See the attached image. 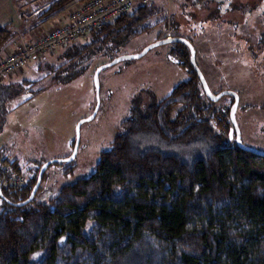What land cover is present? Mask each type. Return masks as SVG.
I'll use <instances>...</instances> for the list:
<instances>
[{
	"label": "trees",
	"instance_id": "16d2710c",
	"mask_svg": "<svg viewBox=\"0 0 264 264\" xmlns=\"http://www.w3.org/2000/svg\"><path fill=\"white\" fill-rule=\"evenodd\" d=\"M71 1L30 0L28 8L20 6L24 26L51 19ZM35 4L46 8L36 13ZM148 9L147 3L94 28L69 50L74 66L85 63L93 46L150 29L143 25ZM17 35L0 28V52ZM171 43V57L189 78L162 99L136 101L91 175L39 200L52 164L65 174L76 167L58 158L34 198L20 204L30 198L46 161L22 164L0 148V164L9 166L0 169V264H264V156L238 145L230 114L235 98L217 106L194 69L190 47ZM22 87L0 80V112ZM6 173L23 174L27 182L6 184Z\"/></svg>",
	"mask_w": 264,
	"mask_h": 264
},
{
	"label": "rangeland",
	"instance_id": "374dc122",
	"mask_svg": "<svg viewBox=\"0 0 264 264\" xmlns=\"http://www.w3.org/2000/svg\"><path fill=\"white\" fill-rule=\"evenodd\" d=\"M142 5V0H135L130 12ZM148 5L143 25L151 28L132 38L93 46L84 54L87 58L80 64L82 71L69 55L71 48L82 45V39H76L61 53H48L43 62L33 60L4 79L24 85L19 98L0 112V148L5 147L11 159L27 164L68 158L78 122L93 114L96 107L90 72L94 75L98 66L123 55L140 54L172 34L192 42L197 64L213 94L238 93L236 119L242 141L264 151V48L259 41L264 0H151ZM57 20L49 19L45 27ZM174 46L159 45L141 57L120 59L101 70L100 108L93 119L82 123L76 167L65 174L58 163L52 164L44 183L49 187L39 200L47 202L62 186L95 171L102 152L112 148L114 136L130 117L136 101L145 104L153 97L162 99L189 78L188 70L171 57ZM26 80L39 81L26 84ZM231 96H222L217 106H229ZM18 99L26 101L19 105Z\"/></svg>",
	"mask_w": 264,
	"mask_h": 264
},
{
	"label": "built area",
	"instance_id": "2783aa9c",
	"mask_svg": "<svg viewBox=\"0 0 264 264\" xmlns=\"http://www.w3.org/2000/svg\"><path fill=\"white\" fill-rule=\"evenodd\" d=\"M135 0H85L76 6L69 18L55 24L48 31L37 35L31 40H21L16 49L5 56L0 62V80L13 76L33 60L54 52L67 42L88 38L89 33L101 27L116 17L128 12ZM144 4L151 0H142ZM3 172H8L9 166L0 164ZM4 182L12 186L24 185L27 177L23 174L6 173Z\"/></svg>",
	"mask_w": 264,
	"mask_h": 264
},
{
	"label": "water",
	"instance_id": "95a60500",
	"mask_svg": "<svg viewBox=\"0 0 264 264\" xmlns=\"http://www.w3.org/2000/svg\"><path fill=\"white\" fill-rule=\"evenodd\" d=\"M171 42H184L186 43L189 47H190V50H191V62L194 66V69L196 70L197 74L199 75L201 81H202V84L204 86V90L206 92V95L213 101H218L222 96L224 95H227V94H230L232 95L235 100H234V103L231 107V120H232V123H233V127H234V130L236 131V136H237V143L240 147H242L243 149L247 150V151H250V152H253V153H257V154H260V155H263L264 156V151L262 150H258L256 148H253V147H250V146H247L243 141H242V136H241V132H240V127H239V124H238V121L236 119V111L239 107V102H240V97L238 95V93L234 92V91H223L219 94H213L210 90V87L202 73V71L200 70L198 64H197V61H196V52H195V49H194V46L193 44L188 40V39H185V38H182L180 36H168L167 38H163V39H160L158 40L157 42L151 44L150 46H148L142 53L140 54H137V55H123L117 59H115L114 61H111L109 63H106V64H102L100 66H98L94 72V76H93V79H94V83H95V89H96V98H97V103H96V107H95V110L93 112V114H91L90 116H88L87 118H84V119H81L78 124H77V128H76V142H75V145H74V149H73V152L72 154L68 157V158H64V160L66 162H70V161H73L76 156H77V153H78V149H79V145H80V138H81V126H82V123L84 122V120L88 119H93L99 108H100V92H101V83H100V73H101V70L118 62L120 59H124V58H135V57H141L143 56L144 54H146L150 49H152L153 47H156V46H159V45H163V44H166V43H171ZM57 159H52V160H49V161H46L43 166L41 167V170L39 172V175H38V180H37V183L33 189V192L30 196V198L20 204H25L26 202L30 201L32 198H34L38 188L40 187L41 185V182H42V178H43V174L45 172V170L47 169V167ZM19 204V205H20Z\"/></svg>",
	"mask_w": 264,
	"mask_h": 264
},
{
	"label": "crops",
	"instance_id": "0c3cea01",
	"mask_svg": "<svg viewBox=\"0 0 264 264\" xmlns=\"http://www.w3.org/2000/svg\"><path fill=\"white\" fill-rule=\"evenodd\" d=\"M45 1H47V0H45ZM24 2H26V1L24 0ZM24 2H23V0H0V28L11 27V28H13L14 31H16L18 33V35L16 37H14L10 42H8V44L1 50L0 62L5 58L6 55L12 53L16 49L17 44L21 41L22 38L26 39V40H31V39L35 38L37 35L41 34L40 32H42L43 30L46 29L48 31L55 24L60 23L64 20H67L69 18L70 12L76 6H78L82 1L73 0L70 3H68L66 6H68L69 4H70V6H68L69 8H68L66 14H65V10H64L63 11L64 13L61 12V13L57 14L56 16H54L55 18L58 19L57 22L54 23V25H51L47 28L45 27V23L49 19L46 21L41 20L39 22H36L33 25L31 23L28 26H24L22 15H21L22 10H20V6L23 5V7H26V8H28V6H29V4L25 6ZM66 6H65V8H66ZM32 7L34 10L37 11L36 13H40L43 9L46 8V7L45 8L44 7L39 8V6L37 4H35ZM36 60H39V59H36ZM40 61L43 62V60H40ZM5 80H6V78H5ZM6 153L8 155H10L9 152H6Z\"/></svg>",
	"mask_w": 264,
	"mask_h": 264
}]
</instances>
